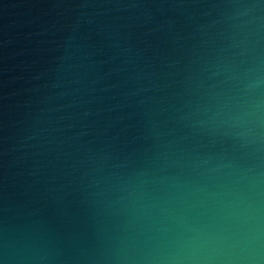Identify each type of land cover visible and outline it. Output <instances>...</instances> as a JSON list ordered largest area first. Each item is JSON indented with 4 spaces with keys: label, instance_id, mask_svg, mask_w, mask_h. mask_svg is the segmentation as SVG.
I'll list each match as a JSON object with an SVG mask.
<instances>
[{
    "label": "water",
    "instance_id": "obj_1",
    "mask_svg": "<svg viewBox=\"0 0 264 264\" xmlns=\"http://www.w3.org/2000/svg\"><path fill=\"white\" fill-rule=\"evenodd\" d=\"M252 244L264 264V0H0V264Z\"/></svg>",
    "mask_w": 264,
    "mask_h": 264
},
{
    "label": "clouds",
    "instance_id": "obj_2",
    "mask_svg": "<svg viewBox=\"0 0 264 264\" xmlns=\"http://www.w3.org/2000/svg\"><path fill=\"white\" fill-rule=\"evenodd\" d=\"M249 239H254L255 237V228L250 226L249 227ZM246 256L250 262V264H259V258H260V250L258 246L255 244H252L250 248L246 252Z\"/></svg>",
    "mask_w": 264,
    "mask_h": 264
}]
</instances>
